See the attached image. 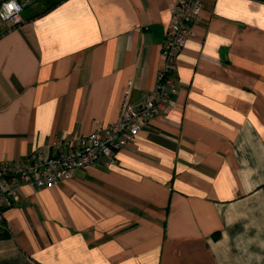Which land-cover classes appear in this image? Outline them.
I'll list each match as a JSON object with an SVG mask.
<instances>
[{
	"label": "crops",
	"instance_id": "obj_1",
	"mask_svg": "<svg viewBox=\"0 0 264 264\" xmlns=\"http://www.w3.org/2000/svg\"><path fill=\"white\" fill-rule=\"evenodd\" d=\"M5 0H0V3ZM0 22V162L51 154L153 90L178 0H18ZM178 93L113 165L22 185L0 264H264V2L202 0Z\"/></svg>",
	"mask_w": 264,
	"mask_h": 264
},
{
	"label": "built area",
	"instance_id": "obj_2",
	"mask_svg": "<svg viewBox=\"0 0 264 264\" xmlns=\"http://www.w3.org/2000/svg\"><path fill=\"white\" fill-rule=\"evenodd\" d=\"M24 7L18 0L1 2L0 22L21 24ZM202 10V0H178L162 47L164 65L156 86L138 102L131 101L133 85L128 86L116 122L87 136H60L52 142L51 154L34 151L21 161L0 162V228L5 224V210L18 200L20 186L52 188L71 179L75 171L113 165L117 153L135 141L151 119L170 110L178 93V58Z\"/></svg>",
	"mask_w": 264,
	"mask_h": 264
},
{
	"label": "trees",
	"instance_id": "obj_3",
	"mask_svg": "<svg viewBox=\"0 0 264 264\" xmlns=\"http://www.w3.org/2000/svg\"><path fill=\"white\" fill-rule=\"evenodd\" d=\"M259 1H262V2H264V0H259Z\"/></svg>",
	"mask_w": 264,
	"mask_h": 264
}]
</instances>
